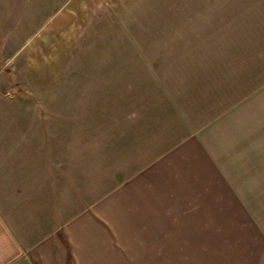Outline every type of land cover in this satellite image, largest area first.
I'll return each mask as SVG.
<instances>
[{"label": "rangeland", "instance_id": "374dc122", "mask_svg": "<svg viewBox=\"0 0 264 264\" xmlns=\"http://www.w3.org/2000/svg\"><path fill=\"white\" fill-rule=\"evenodd\" d=\"M197 137L196 162L253 176L254 227L159 228L152 264H264V0H0V173L71 216Z\"/></svg>", "mask_w": 264, "mask_h": 264}, {"label": "crops", "instance_id": "0c3cea01", "mask_svg": "<svg viewBox=\"0 0 264 264\" xmlns=\"http://www.w3.org/2000/svg\"><path fill=\"white\" fill-rule=\"evenodd\" d=\"M195 142L200 139L158 158L96 203L81 208L74 204L71 216L62 214L66 210L54 188H25L24 182L37 178L9 167L0 173V182H5L0 189V264H152L158 260L157 246L152 245L159 228L191 230L192 238L182 241L189 245L233 246V241L221 242V229L250 227L253 176H239L247 186L243 192L239 179L225 177L224 163L203 147L196 162V148L190 147ZM255 160L264 164V153ZM237 164L243 167L245 162ZM256 193L264 197V188Z\"/></svg>", "mask_w": 264, "mask_h": 264}]
</instances>
